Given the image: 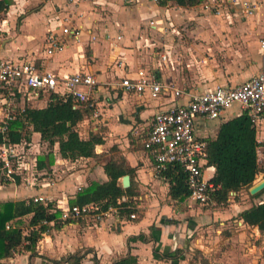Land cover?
<instances>
[{
	"label": "crops",
	"instance_id": "obj_1",
	"mask_svg": "<svg viewBox=\"0 0 264 264\" xmlns=\"http://www.w3.org/2000/svg\"><path fill=\"white\" fill-rule=\"evenodd\" d=\"M6 1L0 11H4V17L0 23L1 58L34 61L40 71L52 72L58 78L67 74L84 72L92 74L97 80L96 90L90 93L93 105L89 106V103L86 102L92 108V113L85 116L75 126L82 138H88L90 133L98 131L99 119L103 125L108 124L105 121L108 119L110 109L105 105L109 100L116 106L117 118L121 122L119 126L110 123L108 131H128L134 138L142 137L155 111L171 103L172 95L162 94L157 98H152L146 93L127 92L118 85L120 76L124 74L133 76L137 69L153 70L161 82L190 91H203L216 84L236 85L264 70V53L259 47V38L264 34V0H246L255 4L252 12H247L244 9L245 7L240 3L243 0H238V3L235 4L231 0H218L217 7H214L213 3L210 4L215 0H202L199 4L192 6H181L171 0H167L165 3H161L159 0L156 2L152 0ZM205 3L208 4V7H205ZM227 4L232 7L238 5L243 9V12L240 13H226L229 19L231 17L241 21L238 28H235V32H231V34H237V39L242 41L241 45L244 41H248L249 36L255 39L252 44L255 50L251 51L247 47L252 63L250 68L246 66L248 59L245 56H240L239 62L233 64L230 62H234V59L216 63L215 57H213L215 47L223 39V36H230L228 32L221 33L219 32L221 30L213 26L216 15L222 14ZM200 6L201 10H198L197 8ZM188 23L194 25L187 27ZM64 26L78 28L77 37L70 33H62L61 28ZM49 33L57 34L63 42V48L53 54L45 52V38ZM118 36L120 38H117ZM258 50L263 56L256 55ZM193 52L196 53L193 54ZM189 54L194 55L196 63L193 66L197 68L193 70L192 66L191 71L189 67L190 74L185 73L184 66L180 65L182 57L186 63L190 60ZM161 55L165 56V59L162 60ZM118 62L121 63L120 66ZM235 67L239 70L234 71ZM105 83L110 84L111 89L115 90L112 93L100 90ZM38 96L27 98L31 102H38V105L32 107H43L47 104L48 99L45 100V97L37 99ZM16 97L21 96L17 95ZM124 113H129L126 121H124ZM238 114H240L239 106L233 105L224 110L218 119H199L196 132L201 137H215L219 125ZM95 116L97 117L95 118ZM90 122L94 124L91 128L92 131H89L88 123L90 124ZM82 125H87L85 127L88 128V131L86 133L85 130L83 131L85 134L79 130ZM255 127L256 139L261 142L257 147V159L258 163L259 161L264 163V119ZM106 139L107 136H103V143L96 144V153H102V146L106 145ZM24 141L27 143L26 148L27 146L31 147V153L37 159L40 150L36 148L34 150L33 146L34 142H37L35 144L40 147L38 142L41 141L40 134L34 131L30 140ZM123 141L124 144L120 143L116 146L119 154L125 157L130 166L135 168L133 180L137 193L127 196L134 198L133 207L136 210L139 209L135 213L136 219L116 220L117 230L112 232L107 228L112 224L110 217L113 216V213H109L105 220L99 221L90 217L64 221L58 217L61 226L52 227L44 232L32 253L22 249L11 257L0 259V264H17L13 261L18 256L25 255L28 256L29 261V257L34 255L35 249L39 254L49 253L55 259L50 264H69L65 261L69 255H75L79 259L77 264H105L106 261L111 264L117 257V252L121 251L123 247L132 255V259L135 258V255H139V261L134 264H184L185 262L181 260L183 255L176 259L158 258V253L153 249V245L168 246L171 249L167 253L162 252V254L172 255L174 253L173 249L180 242L175 235V223L163 224L159 221L165 217H172L171 215L180 219L181 204L185 200L178 201L170 198L168 182L158 174L150 155L142 147L131 146L127 138ZM129 146L130 148H128ZM47 151L44 154H47ZM52 155L54 159L51 163L42 168L36 166L33 178L22 176L18 182L14 181L15 188L11 187L12 181L0 182V201L1 197L7 196L8 198L16 194L18 197L10 198V200L42 195L53 204L65 201L69 203V200L73 199L79 191L77 190L78 186L85 188L92 182H102L107 179L103 164L110 156L101 159L102 161L94 157L65 158L60 155L56 144L53 147ZM213 174L214 167L210 166L206 175L212 177ZM258 174L254 181L256 178L257 181L264 178V170ZM41 175L39 180L37 176ZM47 178L50 179L48 185L45 184ZM258 202H262V200L259 199ZM236 205H238V213L251 204H247L245 200ZM140 211L141 213L138 215L137 213ZM29 217L30 215H26L23 220L27 221ZM153 223L157 226L155 230H151L153 236L145 240H134L135 235L148 231L149 226ZM235 224L239 227L231 230L232 233L237 232V234L246 237L244 241L247 242L250 252L256 247L258 248L256 235H262L259 229L244 223L241 219L233 222V225ZM157 231L159 234L156 238L155 232ZM249 232H253L255 235H251L254 238L253 241L247 236ZM90 233H94L92 239L88 237ZM129 236L132 237L128 241ZM153 241L155 243H152ZM127 242L130 248L126 246ZM126 261H130L129 258ZM217 261L214 260V262ZM34 263L37 264V261Z\"/></svg>",
	"mask_w": 264,
	"mask_h": 264
},
{
	"label": "built area",
	"instance_id": "obj_2",
	"mask_svg": "<svg viewBox=\"0 0 264 264\" xmlns=\"http://www.w3.org/2000/svg\"><path fill=\"white\" fill-rule=\"evenodd\" d=\"M231 2L235 4L238 0ZM240 3L247 12H252L255 8L254 3L246 0ZM205 7H208L207 3ZM61 31L74 37L79 33L78 28L69 26H64ZM45 40L47 54H53L63 48L62 40L55 33H49ZM259 47L264 53V34L259 38ZM160 58L163 60L165 56L161 55ZM118 65L121 63L118 62ZM97 85V80L90 73L76 72L58 78L52 72L40 71L34 61L0 57V93L14 98L17 95L22 98L26 95V98L36 97L40 92L52 90L70 96L75 101L88 102L89 106H92L90 93ZM118 85L127 92L146 93L152 98L162 94L172 95L173 99L169 105L153 113L142 135L143 148L150 155L157 171L165 169L167 164H178L182 168L189 191L187 201L199 204L212 202V194L217 185L211 180V176L206 175L211 166L207 159V139L197 134V121L218 119L224 110L238 105L240 113L246 111L253 124L257 126L264 119V70L236 85L216 84L203 91H190L165 84L158 79L153 70L140 68L133 76L127 74L120 76ZM12 116L7 114L1 130ZM26 144L24 140L19 143H0V174L4 179L11 180L16 176L34 177L36 157L28 156ZM45 184H50V179L47 178ZM82 189L81 186L77 187V190ZM32 199L44 205L50 202L42 195H35ZM130 201V196L123 195L117 199V205H110L106 209L98 202L70 205L65 201L53 204V210L58 209L59 218L64 221L86 217L99 221L109 213L130 207L129 204L124 205ZM129 217L134 219L135 212H130Z\"/></svg>",
	"mask_w": 264,
	"mask_h": 264
},
{
	"label": "trees",
	"instance_id": "obj_3",
	"mask_svg": "<svg viewBox=\"0 0 264 264\" xmlns=\"http://www.w3.org/2000/svg\"><path fill=\"white\" fill-rule=\"evenodd\" d=\"M167 0H159L165 3ZM181 6L199 4L202 0H171ZM6 0H0V11ZM92 113V108L86 102L75 101L70 96L58 92L49 94L48 102L43 107L24 106L6 121L5 128L0 129V143H19L29 141L32 132H38L42 141L47 143V154L38 156V168L45 167L53 161L52 150L54 145L62 157L75 159L78 157H94L99 159L101 153H96V144L103 143V135L99 132L90 133L88 138H82L75 129L76 124L85 116ZM134 139L138 141L135 145ZM130 139V145L143 148L141 139ZM207 139L208 164L214 167L211 180L217 185L212 194V201L224 204L228 201L231 192L248 188L261 171L257 159V147L261 144L256 139V127L246 111L223 121L215 137ZM140 146V147H139ZM144 149V148H143ZM118 150L112 145L110 151ZM103 164L107 179L102 182H92L79 190L69 204L83 205L89 202H98L106 209L110 205H117V199L123 195L137 193L134 185L135 168L130 166L125 157L109 155ZM128 174L130 184L122 187L120 178ZM158 174L168 182L170 198L178 201L186 200L189 191L185 182V174L178 164H167ZM0 174V182L8 183ZM14 181L18 182V176ZM264 189L251 197L259 196ZM128 211H131L128 209ZM30 215L27 221L23 217ZM60 211L53 210V203L44 205L32 198L20 200H5L0 202V259L11 257L20 248L26 251L34 247L42 234L52 227H60L58 218ZM140 217V216H138ZM237 217L250 226H256L264 232V201L252 203L249 207L238 212ZM66 221H71L68 219ZM182 249L175 248L174 253L163 254V259H176L181 256ZM65 261L77 264L79 259L69 255ZM205 264L207 263L203 259Z\"/></svg>",
	"mask_w": 264,
	"mask_h": 264
},
{
	"label": "rangeland",
	"instance_id": "obj_4",
	"mask_svg": "<svg viewBox=\"0 0 264 264\" xmlns=\"http://www.w3.org/2000/svg\"><path fill=\"white\" fill-rule=\"evenodd\" d=\"M213 3L214 7L218 6V0H215L213 2H210V4ZM220 3L222 4V2L220 1ZM222 7V6H221ZM205 8V7H203ZM220 8V7H219ZM191 9V8H189ZM198 10H201V6L197 8ZM223 13L216 15L215 17V23H213V26L217 27L218 30H221L219 32L221 33H226L228 32L230 34V36H223V39L220 40V42L217 44V46L215 47L214 50V54L213 57H215V62L216 63H223V62H227L230 59H234V62H230V63H238L239 62V58L240 56H245L248 60L246 61V66L247 67H251L250 65L251 63V59H250V51L248 50V48L252 51L255 50L254 46L252 44H254V40L251 36L248 37V41H244V43H242L243 45L240 44V42H242L241 40L237 39V34L236 35H232L231 32H235V28H238L239 24L241 23L240 20H235L233 18L230 17V19L228 18L229 16H226V13H240L243 12V9L238 6H230V5H226L222 11ZM4 17V11L0 12V23L2 22V18ZM194 24L188 23L186 26L187 27H191ZM234 28V29H232ZM232 29V30H231ZM1 33V31H0ZM222 37V34L220 35ZM2 38V37H1ZM228 38V39H227ZM253 41V42H252ZM248 47V48H247ZM247 48V49H246ZM209 51V50H206ZM196 52H193V54H195ZM256 55H262V53L260 52V50H258V52H256ZM190 56V60L186 63L184 61V57H182V64H180L181 66H184V71L185 73L190 74V71H188V68L190 67L191 71H192V66L194 65V63H196L194 55L189 54ZM263 56V55H262ZM201 59V58H198ZM227 59V61H226ZM239 66V65H238ZM197 68L195 66H193V70H196ZM236 69L239 70V68L235 67L234 71H236ZM237 70V71H238ZM117 80V79H116ZM196 85V84H195ZM59 89V88H58ZM96 90V88L94 89V91ZM100 90H104V92L108 91L109 93H112L115 89H111V85L108 83H105L101 86ZM53 92L52 90L48 91V92H40L39 96L37 97V99L40 98H44L45 100L49 99V94ZM27 96V95H26ZM25 96V97H26ZM48 102V100L46 101ZM115 102V100H114ZM34 106V105H38V102L33 101L31 102L30 100H28L27 98H21V97H11L6 95L5 93H0V127L4 125V121L7 119V114L13 115L16 114L18 112V110L21 109V107L23 106ZM106 108L110 109L109 115H108V119H106V123H108L106 126L103 125L101 119H99V129L97 132H99L100 134H102L103 136H107V139L105 142L106 145L102 146V155L101 157L98 159L100 161H102L103 159L108 158L109 154L113 155V156H120L119 152L117 150L114 151H110V148L112 146V144H114V146H116V144H124L123 139H128L130 141V137L132 136V134H130V132L128 131H121L119 132L118 130L115 132L114 131H108V129H110L109 124L111 123L112 125H118L121 122V120L119 118H117V113L115 111L116 106L112 104L111 100L108 101V104L105 105ZM9 111V112H8ZM105 112V110H104ZM100 116V115H99ZM107 116V115H105ZM123 116H125L124 121H126L129 117V113H124ZM97 116H95L96 118ZM95 120V119H93ZM87 125H82L79 127V130H81V133H83V131L85 130V133L88 131V128L85 127ZM89 126V131H92V126H94L93 123L90 122V124L88 123ZM1 129V128H0ZM117 132V133H116ZM83 133V134H85ZM132 139H134V137L132 136ZM134 143L136 146H138V141L136 139H134ZM40 143V147L35 144L37 142H34V146L33 149H39L40 150V154L39 156H42L47 150H49L47 148V143L44 141H38ZM140 147V146H139ZM36 148V149H35ZM130 148V146L128 147ZM28 156H31L32 153V149L31 147L27 146L26 148ZM100 152V151H99ZM106 155V156H105ZM102 159V160H101ZM97 160V161H98ZM100 161H98V163H100ZM260 169L261 171L264 170L263 166L264 163L260 162ZM260 173V171L258 172ZM257 173V174H258ZM259 175V174H258ZM261 176V175H259ZM38 179L40 180L41 176H37ZM257 177V175H256ZM20 178V177H18ZM14 179H11L10 181H12V185L11 187H14ZM257 181V178H256ZM256 181L252 182L251 185L253 183H255ZM259 181V180H258ZM6 185V184H5ZM250 185V186H251ZM7 186V185H6ZM249 186V187H250ZM248 187V188H249ZM248 188H244L241 189L240 191H238V193L234 194V192H231L229 194V198L228 201L224 204H217L215 202H208L206 204H199L197 202H192V201H185L183 202L181 205V210H182V215H180V219H178L177 217H174V215H171L172 217H165L162 219H160L159 222H163L164 223H175V230H176V237H178V239L180 240V242L177 243L175 248H181L182 252L181 255H183L181 257V260L184 261V264H205V262H203V259L206 260V264H264V232H261L262 235H256L257 236V240L258 242H256V245H259L258 248L256 247L255 249L252 250V252H250L249 246L247 245V242L244 241L246 239V237L244 235L241 234H237V232L232 233L231 230H234L236 226L233 225V222L239 220V218L237 217V209H238V205L241 203V201H245L247 204H252L255 202H258L259 199L264 201V192L261 193L259 196L256 197H251ZM15 191V190H14ZM18 196L16 194H14L13 197H1V201H4L3 198H6L7 200H9L10 198H17ZM21 197V196H19ZM254 198V199H253ZM236 203V204H235ZM129 204L130 207H125L124 210H118L113 212V216L110 217L112 224L109 225V228H107L108 230H111L112 232H115L116 229V224L115 221L116 220H125V219H129V213L132 211H135V213L139 210H136L133 207V199L131 198V201L129 203H125L124 205ZM128 209H130L131 211H128ZM141 209V208H140ZM141 213L138 212L137 214L139 215ZM107 216L103 217V220L106 219ZM136 219V218H134ZM179 223V224H178ZM157 228V226L153 223L152 225L149 226V230L145 231V232H139L137 235L134 236V240L138 239H147L150 238L152 235L151 230H155ZM156 234V238L158 236V231L155 232ZM251 235H254L253 232H249L248 233V237L251 238V241H253V237H251ZM255 236V235H254ZM90 239H92L94 237V233H90L88 236ZM132 237V236H131ZM131 237L129 236L127 238V240L129 241V239H131ZM126 240V241H127ZM155 241V240H154ZM152 243H155V242ZM134 242V241H133ZM179 245V246H178ZM128 248H130V245L127 242ZM248 246V247H247ZM175 248L173 249V252L175 250ZM153 249H155L158 253V258H162V252L167 253L168 251H170L171 249L168 246H160L154 244L153 245ZM22 250V248H20L18 250V252H20ZM130 250V249H128ZM143 252V251H141ZM117 257L112 261L111 264H134L136 261L138 260V256L139 255H135V258L132 259V255L127 251V249H124V247L122 248L121 251L117 252ZM251 253V254H250ZM26 254V253H25ZM247 255V256H246ZM32 256V257H31ZM31 259L29 257V261H28V256H18L17 259L15 261H13L14 263L16 262L17 264H35L34 261H37V264L43 263V264H50L52 262H54V258L50 256L49 253H42L39 254L37 252V249H35L34 255H31ZM119 256V257H118ZM142 257V256H141ZM129 258L130 261H126V259ZM214 260H218L217 262H214ZM262 260V261H261ZM104 260L102 259V262ZM124 261V262H123ZM225 262V263H224ZM96 263V261H95ZM4 264V263H3ZM8 264V263H7ZM92 264V263H91ZM105 264H110L106 261Z\"/></svg>",
	"mask_w": 264,
	"mask_h": 264
},
{
	"label": "water",
	"instance_id": "obj_5",
	"mask_svg": "<svg viewBox=\"0 0 264 264\" xmlns=\"http://www.w3.org/2000/svg\"><path fill=\"white\" fill-rule=\"evenodd\" d=\"M130 184V179H129V175L125 174L121 177V185L122 187L126 188L127 186H129ZM262 189H264V178L253 183L249 188L248 191L251 195L258 193L259 191H261Z\"/></svg>",
	"mask_w": 264,
	"mask_h": 264
}]
</instances>
